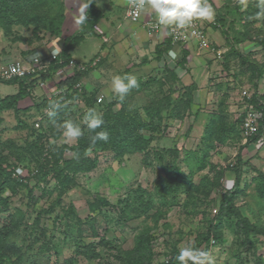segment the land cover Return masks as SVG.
<instances>
[{"label":"rangeland","instance_id":"1","mask_svg":"<svg viewBox=\"0 0 264 264\" xmlns=\"http://www.w3.org/2000/svg\"><path fill=\"white\" fill-rule=\"evenodd\" d=\"M44 1L37 9L41 16L65 10L64 0H48L50 6L43 5ZM18 3L25 4L24 0H10L17 13ZM208 3L216 15L211 22L203 20L206 29L221 32L225 39L220 44L216 39L210 42L226 51L218 59L207 50L213 57H207L210 62L192 76L199 86L191 107L178 100L188 98L185 84L168 70L176 68L172 67L176 62L168 65L166 53L154 58L152 65L146 64L150 59L143 55L132 58L147 66L133 70L139 87L131 89L123 100L110 89V81L107 92L96 85L98 71L90 89L84 86L75 99L64 102L66 116L83 130H88L84 114L91 109L87 97L104 96L103 104L93 106L102 115L112 102L116 111L123 108L127 114H135L137 110L147 124L137 130L143 136L139 141L143 150L118 156L114 147L91 146L85 150L66 148L59 154L58 148L75 147L79 139L66 138L61 125L60 134L50 132L56 123L46 115L49 106L42 104L46 92L36 85L18 111H1L4 167L14 178L18 168L24 175V184L9 185L2 193L9 201L0 205V226L15 223L9 242L16 249L10 251L7 264H123L122 258L134 248L137 238L146 234L150 238L144 245L150 244L155 262L167 260L171 250L191 242L208 249L213 264H264V199L257 191L264 174V132L256 141L246 140L240 122L253 106L250 100L256 93L264 105V16L257 17V0H246V7L238 0ZM218 17L225 20L237 54L227 55L233 49ZM32 28L14 25L15 34L28 35L26 41H15V35H6L0 25V68L34 50L22 52L21 47L32 42L46 45L47 40L56 38L46 30L34 35ZM97 28L95 32L103 37L104 28L103 32ZM87 46L89 53L97 52L94 46ZM176 59L181 60L182 54ZM112 64L114 67L101 65L109 78L114 71L126 68ZM18 91V83H1L0 99ZM177 172L184 175L181 189L189 187V193L179 194L178 185L168 184ZM238 175L241 191L233 203L236 213L247 218L255 230L248 238L236 215H226L220 225L217 220L214 226L211 223L221 197L235 186ZM210 227L220 240L208 246L203 237Z\"/></svg>","mask_w":264,"mask_h":264},{"label":"trees","instance_id":"2","mask_svg":"<svg viewBox=\"0 0 264 264\" xmlns=\"http://www.w3.org/2000/svg\"><path fill=\"white\" fill-rule=\"evenodd\" d=\"M43 0H24L23 5H20L19 11L15 12L14 8H12L10 4V0H1L0 2V25L4 29V33L6 35H15L13 39L15 41H26V37L20 34H15L14 32V25H21L25 28H32L33 34L38 35L40 31L46 30L49 31L52 35L59 36L62 32L63 27V21H64V8L61 12H56V15L54 16L52 13H47L41 16L37 13V9L40 8V4H42ZM87 14H88V20L85 23V25L82 26L81 30L66 38L65 39V46L60 53V57L62 59V63H54L50 66L49 72L43 74V77L49 78L52 77L60 68H63L66 64V62L71 58L70 56V50L73 48V46L81 41L88 33H94L95 32V25L98 22L99 18L101 17L102 13L96 8L95 0H87V3H89ZM43 5L50 6V3L48 0H45ZM218 22L221 25V28L223 30L224 35L226 36V40L228 45L232 47V52H228V56L230 54L236 53L237 51L234 50V46L231 42L229 31L227 28H225V20L223 18L218 17ZM169 28V27H168ZM30 42V40L28 41ZM172 39L171 37H167L163 42L158 44L155 48L156 57L158 59L160 57H163L165 53H167L170 48L172 47ZM238 53V52H237ZM236 53V54H237ZM187 51L183 50L182 59L178 61L176 68L168 70L173 73L174 75L179 76L180 69H185L184 65L187 62L188 55ZM245 60L247 58L244 57ZM90 70L87 71H77L72 75H69L67 78L60 80L57 83V86L59 89L63 90V93L56 96L54 99H48L44 98L42 104L45 106H49V103L51 101H57L61 104V107L57 110V113L55 117H48L50 120H54L56 123L55 125H51L50 132L55 136L57 134H60L58 132L59 126L63 124L64 121L71 120L72 117H69V115L66 116L67 111L65 110L66 107L63 105L67 103H64L65 100H73L77 97V93L79 92L78 89H75V85L77 82L81 81L82 78L88 74ZM6 83V84H12V83H18L19 84V91L15 94H9L3 98L0 99V113L4 109H11L16 108L18 111L19 104L22 100H24L26 97H28L33 90V86H37V79H31V77H25V78H14L11 80H2L0 79V84ZM184 94H187L188 98L182 100V98H179L178 100L181 102V104H184L185 106H192V100L194 91L197 90L198 85L194 82L191 85L184 86ZM257 94L254 96V98H251V102L253 104V107L260 110L263 115L260 120V129L257 135H255L251 140L256 141L258 140V136H260L264 132V105L260 103L257 99ZM184 101V103H183ZM97 102V98L95 97H87V106L91 109H93L94 104L100 105L103 104ZM223 103V101H222ZM221 103V104H222ZM110 106L102 115L104 119V124L102 125L101 129H97L96 131L100 130H106L109 133V139L107 142L104 141H97L95 144L92 143L91 137L95 135L94 132H90L89 130H83V135L79 137V143L75 147H69V146H62L58 148V153L61 154L66 148L70 149H76V150H85L88 149L91 146H100L102 148H111L114 147L116 153L118 156H124L127 153L132 152H138L143 150V146H141V143L139 144V141L143 139V136L138 134V128H145L147 127V124L143 121L142 118L139 117L138 111H134L135 114H127V112L123 111V108L121 110H115L114 106L115 103L112 102ZM174 110H178L177 108ZM85 115V114H84ZM245 117V114L240 118V122H243V119ZM114 118V120H112ZM72 122H76V120H72ZM76 124V123H75ZM86 125V124H84ZM58 161V159H57ZM5 157L2 156L0 153V205L2 204H8V198H4L2 196V193L5 191L7 186L12 184H24V180L20 179L18 177H13L12 172L7 173L6 169L4 167ZM34 173V172H33ZM58 175H63V170L58 171ZM262 175V174H261ZM240 178L241 176L238 175L237 177V183L235 186L227 191L220 200L219 208L216 211L215 219L211 220L212 225L217 224L220 225L222 223L223 218L227 215L229 218H232L233 216H238L240 219L239 226L243 230L244 233H246V236L248 238V234L250 232L255 231L252 228V225L248 221L247 218L241 217L240 214L236 213L237 211L234 209V199L236 198L237 194L239 193L240 189ZM69 179V178H68ZM184 175L180 172L176 173V175H172L170 180H167L168 184L177 186V189H179V194L182 193H189L190 188L181 189L180 184L183 183ZM191 183V182H190ZM212 183V182H211ZM191 185V184H190ZM257 191L259 192L260 196L264 199V174L262 175V178L260 179V182L257 185ZM214 221V222H213ZM219 221V222H218ZM211 225V226H212ZM15 223L7 222L3 226H0V264H7V259L10 257L9 253L10 251H13L15 248L14 243L9 242V238L13 234ZM212 226V227H213ZM209 229V233L203 237V240L206 242V244L211 245L212 240L215 241L220 240V236L216 233L212 235L211 229ZM150 237L148 234L139 236L137 238L136 244L134 248L131 251H128L124 258H122L123 264H179V262L175 259V257L179 253V249H173L171 252L167 254L169 258L165 261H154V252L150 249V244L145 246V239H149ZM219 239V240H218ZM199 243V242H198ZM201 245V244H197ZM209 253V250L206 249ZM91 252H88L90 254ZM9 256V257H8Z\"/></svg>","mask_w":264,"mask_h":264},{"label":"crops","instance_id":"3","mask_svg":"<svg viewBox=\"0 0 264 264\" xmlns=\"http://www.w3.org/2000/svg\"><path fill=\"white\" fill-rule=\"evenodd\" d=\"M64 2V21L61 35L56 36V38L52 37L51 39L47 40L48 42H46V45L40 44L38 46L37 44L32 42V44L29 43L26 46L21 47L22 52L34 49L30 54L21 53V56L24 57L21 59L31 60L34 56H41L45 61L48 62L50 61L52 52L62 53L66 38L78 33L81 30L82 26L77 23V20L79 18L78 10L84 3H87V0H64ZM128 2L129 0H95L96 8L102 13L95 27L98 25L101 29L104 28L105 30H102L105 34L103 37H101L97 32L88 33L70 50L71 58H75L78 61H86L97 56L98 54L100 55L101 62L97 66L100 67L98 69H92L93 71L91 73L88 72V74H86L82 78L83 87L85 86L86 88L90 89L93 83V75L96 72L101 71L100 76L97 78L98 81L96 82V85H101L102 89L106 92L109 90L110 87L107 82H111V78H109L110 74L107 72V70L103 72V68L101 65L114 67L112 64L114 62V64H116L115 67L125 66L126 68L124 69V71H121V69L118 70L119 72L114 71V75H121V73L123 74V72H128L127 74H133L135 73V71L133 70L139 69V71H141V69L145 68L147 65H152L153 63L155 64V48L158 44L166 39L165 32L162 31L153 34L148 32L147 28L144 25V21L149 17H155L154 12L150 8H145L143 21L132 22L131 20H129V18L127 17ZM87 10L88 8L86 9V11ZM207 33L210 41L216 39V42L220 41L218 42V44L225 42V39L223 38L221 32L219 33L212 30L211 28H207ZM23 36L28 37V35L26 34H23ZM88 44L94 46L95 49L97 48V52L89 53L86 48L88 47ZM170 50L176 51L177 56L178 54L183 55V50L187 51L188 53V59L184 65L185 69L179 68V77L182 78L185 84L184 86L194 83L192 82V76H195V73L197 71L202 70L201 68L203 67L202 65L204 63L210 62L206 61L207 57H213L212 54L207 52V50L200 49L197 46V41L195 39L192 40V43L190 45H185L183 47L182 45H172ZM141 55H143L142 58L150 59V61L146 62L147 65H139L138 60L133 61L135 56L141 57ZM124 57H126L127 59L123 61ZM171 61L172 59L168 58V65ZM178 61L179 60L175 59L174 62H176V65ZM142 62H144V59L142 60ZM65 71L66 70L62 69V73H60L61 80L69 76L63 74L65 73ZM182 74L185 75L183 76ZM195 83L199 86L198 81H196Z\"/></svg>","mask_w":264,"mask_h":264},{"label":"clouds","instance_id":"4","mask_svg":"<svg viewBox=\"0 0 264 264\" xmlns=\"http://www.w3.org/2000/svg\"><path fill=\"white\" fill-rule=\"evenodd\" d=\"M90 3L91 2L84 3L78 10L79 18L77 23L81 26L85 25L88 20L86 9ZM130 3L131 6L136 9L137 13L146 7L150 8L155 14L158 25L171 27L174 31L189 28L193 25L194 21L197 20L211 22L215 19L216 15L215 10L211 4L208 3V0H130ZM238 3L246 7V0H238ZM257 7L260 9L257 13V17L264 16V0H257ZM52 54L56 56L57 52H52ZM167 55L173 61L177 58V52L174 50H169ZM97 66L94 68H97ZM175 66L177 65L175 64ZM137 87H139V84L135 75L125 74L123 76L114 75L111 77L112 91L118 95L121 100L124 99L131 89ZM60 107L61 104L59 102L51 101L46 115L50 118L55 117ZM83 119L87 129L95 133V135L91 137L93 144L97 141H108L109 133L106 130L96 131L97 129H101L104 124L102 114L95 109H89L85 113ZM60 127L63 129V135L66 138L76 139L84 134L81 127L71 120L64 121ZM16 174L18 178L24 179V176L20 177L19 175L22 174L21 169L18 168ZM213 240L212 243L216 242H213ZM175 259L179 264H213L210 254L203 249L195 247L191 242L179 249V253Z\"/></svg>","mask_w":264,"mask_h":264},{"label":"built area","instance_id":"5","mask_svg":"<svg viewBox=\"0 0 264 264\" xmlns=\"http://www.w3.org/2000/svg\"><path fill=\"white\" fill-rule=\"evenodd\" d=\"M144 10H141L137 13L136 9L131 6L130 0L128 2L127 7V17L132 22H141L143 21ZM144 25L147 28L148 32L158 33L165 32V38L171 37L173 45H190L192 40L197 41V46L200 49L212 50V54L216 56V58L221 59L225 54V48H216L213 46L209 40V36L207 33L206 26L203 20L194 21L193 25L189 28L182 30H173L171 27L160 26L156 22V17H149L145 19ZM97 28V26H96ZM99 29V28H97ZM100 32H103L99 29ZM101 61L99 56L89 59L86 61H78L75 58H70L63 68H60L52 77L45 78L43 74L49 72V68L54 63H62V59L60 57V53H57L56 56H51L50 61H45L41 56H34L31 60L25 59H16L5 66L0 68V79L2 80H11L14 78H25L31 77V79H37V86L46 92V98L54 99L56 96L63 93L62 89H59L57 83L61 80V78H57L60 73H62V69L66 70L64 75H72L77 71L83 72L87 71L91 68L96 67ZM172 62V61H171ZM171 62L169 65L171 66ZM64 63V62H63ZM174 63V61H173ZM172 67H175L173 64ZM64 72V71H63ZM60 76V75H59ZM75 89L79 91L83 90V83L79 81L76 83ZM67 100V99H66ZM70 101V99H69ZM97 102H104V96L99 94L97 96ZM46 109L45 111H47ZM263 113L256 109L255 107H250L248 112L245 113V117L242 122V132L244 138L246 140L252 139L260 129V120L262 118ZM36 126L40 127V121L38 120ZM22 174H19L20 177H23V169L21 170ZM217 209H215V212ZM215 240H213L214 242Z\"/></svg>","mask_w":264,"mask_h":264}]
</instances>
